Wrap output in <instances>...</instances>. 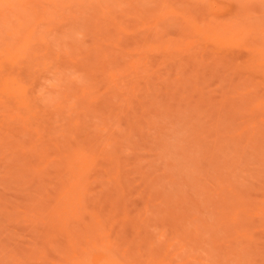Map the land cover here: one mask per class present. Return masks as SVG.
<instances>
[{
	"label": "rangeland",
	"instance_id": "1",
	"mask_svg": "<svg viewBox=\"0 0 264 264\" xmlns=\"http://www.w3.org/2000/svg\"><path fill=\"white\" fill-rule=\"evenodd\" d=\"M0 264H264V0H0Z\"/></svg>",
	"mask_w": 264,
	"mask_h": 264
},
{
	"label": "clouds",
	"instance_id": "2",
	"mask_svg": "<svg viewBox=\"0 0 264 264\" xmlns=\"http://www.w3.org/2000/svg\"><path fill=\"white\" fill-rule=\"evenodd\" d=\"M77 38L83 39V34L78 33ZM71 78L78 84H84L85 83L82 75L79 73L73 74ZM58 84H59V81L57 79H51V80L43 81V86L38 90V93H37L38 96H40L42 98L43 103L51 102L54 99V97H52L51 95L45 96L46 88H54V87H57Z\"/></svg>",
	"mask_w": 264,
	"mask_h": 264
}]
</instances>
